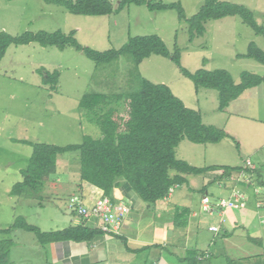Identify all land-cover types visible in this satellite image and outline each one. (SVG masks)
Instances as JSON below:
<instances>
[{
	"label": "rangeland",
	"instance_id": "rangeland-1",
	"mask_svg": "<svg viewBox=\"0 0 264 264\" xmlns=\"http://www.w3.org/2000/svg\"><path fill=\"white\" fill-rule=\"evenodd\" d=\"M109 1L113 8L111 14L82 16L72 15L63 7L42 0H0V31L11 36L23 32L61 31L68 34L74 31L79 45L100 52L119 49L128 37L157 35L169 53L175 47L179 49L180 65L190 73L201 68L209 71L222 69L235 83L239 82L242 72L264 76V65L240 57L246 53L250 43L264 51V38L256 36L237 17L207 21L203 36L189 41L187 24L178 19L175 10L149 11L146 5L127 4L117 11L121 0ZM156 1L179 3L187 19L198 11L202 3V0ZM220 1L244 5L253 12L256 23L264 26V0ZM131 68L128 56L110 64L97 65L70 47L60 51L55 47L30 43L7 48L0 61V230L10 228L17 217H23L27 224L41 231L63 229L62 222L70 217L66 210L69 209V199L60 195L65 189L58 186V182H69L68 177L76 178L78 154L65 153L58 157L57 171L50 176L42 191V208L35 199L10 195L13 185L21 180L20 171L28 165L32 152L29 144L66 146L80 144L84 136L99 138V128L89 121L88 112L78 109V102L87 93L112 94L137 88L129 73ZM37 70L50 74L57 72L56 87L53 89L42 84V73ZM138 71L149 82L167 86L185 107L199 112L204 125L224 130L238 146L236 149L230 139L204 145L183 140L175 148L177 159L194 167L211 164L247 166L248 160L251 165L247 167L255 166L258 180L262 182L258 184L244 173L232 176L237 184L234 190L241 191L249 199L246 211L235 212L238 216L247 214L249 224L245 226L248 232H236L230 242H237L240 249H231L226 254L221 232L202 231L198 249L213 255L210 262L206 260L209 257L207 253H200L206 257L202 264H225L244 253L264 263V224L259 220L264 211L254 213L257 211L253 196V190L258 189V197L264 200V83L244 91L224 112H219L217 92L196 89L169 59L151 55L142 60ZM211 173L191 175L190 186L176 187L174 198L175 195L186 194V200L192 197L196 201L194 206L198 207L203 183L207 190L213 191L210 187L216 177ZM58 177L63 180H56ZM236 235L244 238L236 240L239 238ZM7 239L14 244L12 260L17 256H27L31 263H40L41 255L31 247L36 246L32 233L19 229L0 233V240Z\"/></svg>",
	"mask_w": 264,
	"mask_h": 264
},
{
	"label": "trees",
	"instance_id": "trees-1",
	"mask_svg": "<svg viewBox=\"0 0 264 264\" xmlns=\"http://www.w3.org/2000/svg\"><path fill=\"white\" fill-rule=\"evenodd\" d=\"M47 4L63 7L72 15L106 16L113 12L109 0H42ZM127 4L146 5L149 11L175 10L179 20L187 24L188 40L203 36L204 24L210 20L225 17H237L242 24L249 27L256 36L264 38V26L258 25L251 10L242 4L220 1L202 0L198 11L186 18L179 3H163L156 0H121L117 11ZM36 43L41 47H55L62 51L67 47L83 54L97 65L116 62L122 56H128L132 63L131 78L137 88L128 92L112 94L87 93L78 102V109L88 112V119L100 130L101 136L93 139L84 136L80 144L56 146L44 143L29 144L32 148L28 165L20 171L21 180L14 184L10 195L21 196L39 201L44 199L42 191L50 176L56 172L58 157L65 153H77L79 160V181L102 191L100 198L106 197L115 204L113 192L121 184L126 183L133 192L149 208L164 200L170 190L187 184L184 175H202L207 172L220 171L213 182L229 180L232 175L244 173L253 181L258 180V170L247 166H204L194 167L186 161L177 159L175 148L186 140L193 144H218L230 139L238 148L233 137L215 126L204 125L198 111L184 106L182 101L173 95L171 90L162 84H153L141 77L138 65L151 55L169 59L180 73L191 80L195 88L214 90L218 94L219 112H224L229 104L244 91L264 83V76L242 72L239 82L235 83L230 74L222 69H199L190 73L180 65V51L174 48L169 53L163 41L157 35L128 37L117 50L96 51L82 47L74 38V31L64 34L55 32H23L11 36L0 31V61L11 45L21 46ZM243 58L251 59L264 65V51L250 43ZM42 73V84L55 88L58 73ZM17 143H27L16 141ZM28 144V143H27ZM174 172V174H172ZM212 182V183H213ZM205 187L200 191L203 193ZM264 195V191L263 194ZM255 201L262 197L254 194ZM254 201V203H255ZM248 206V205H247ZM173 222L176 227L186 225L188 209L175 207ZM19 229L32 233L40 245L52 242L73 241L86 242L99 233L82 226H70L62 230L43 232L17 217L10 228L0 230L8 233ZM105 234V233H104ZM12 246L11 240L0 241V264H10L8 254ZM188 264H202L194 252L189 253Z\"/></svg>",
	"mask_w": 264,
	"mask_h": 264
},
{
	"label": "crops",
	"instance_id": "crops-1",
	"mask_svg": "<svg viewBox=\"0 0 264 264\" xmlns=\"http://www.w3.org/2000/svg\"><path fill=\"white\" fill-rule=\"evenodd\" d=\"M211 165L223 166L221 164ZM212 173L215 177L220 175V171ZM190 176L184 175L187 184L182 186H190ZM232 176L227 181H212V187L210 188L213 191L205 188L204 192L201 193L198 207L194 206L196 201L192 197H190L189 201L186 200L188 197L186 194L175 195L174 198L175 187L172 188L171 193L164 200L157 202L153 208H149L128 184L123 183L113 192L114 202L121 203L127 208V212L116 233H99L86 242L61 241L40 245L35 240L36 246L32 245L31 247L38 250L37 252L41 255L40 263H31L27 260V256H17L18 258L16 257L12 260V250L14 249V244H12L8 254V261L10 264H188L189 253L194 252L197 260L202 262L206 257L203 258L202 256L205 254L200 255V253H207L206 255H209V257L206 260L211 262L213 255L210 252L198 249L202 241V231L212 233L209 228L219 226L218 233L221 232L220 237H222L224 244L223 252L226 254L231 249H240V245L237 242H230L234 238V234L236 232H248V228L245 226V224H249L246 219L248 217L247 214L241 216L235 214V212L246 211V209L225 211L222 215L224 222L220 221L221 214L219 212L208 215L203 214L201 211V199L203 196H208L211 202L214 203L220 198H226L223 196L230 194L229 192L235 189L237 184L233 181ZM56 180L60 181L63 178L58 177ZM68 180L69 182H58V186L65 189L60 195H64L66 199L78 196L82 205L89 208L102 196V191L99 189L80 182L79 173L76 174L75 179L68 177ZM204 187L203 183L200 189L202 190ZM60 195L56 194L55 196L59 197ZM182 198L185 199L182 201ZM46 200L49 199L46 198ZM40 207L43 208V205H40ZM175 207L188 209L184 227H176L174 225L173 212ZM66 210L69 211L70 217L62 222L63 229L70 226H84L99 231L100 222L97 218L93 216L83 217L75 211ZM254 213L258 212L254 211ZM259 218L260 222H262V217L259 216ZM55 228L60 229L59 227ZM236 237H239L236 240L244 238L243 235H236ZM219 254L222 256L221 253ZM252 257L253 255L244 253L243 256L235 257L233 261L227 260L225 264H264L258 260H253Z\"/></svg>",
	"mask_w": 264,
	"mask_h": 264
},
{
	"label": "built area",
	"instance_id": "built-area-1",
	"mask_svg": "<svg viewBox=\"0 0 264 264\" xmlns=\"http://www.w3.org/2000/svg\"><path fill=\"white\" fill-rule=\"evenodd\" d=\"M246 165H251L247 160ZM252 166L251 169H254ZM172 189L169 191L171 193ZM260 192L258 189H254V194L258 195ZM249 199L247 196L238 190H232L230 195L226 198H220L214 203L211 202L208 196H203L201 199V211L205 214L211 215L214 212H219L220 221L223 220V213L227 210L240 211L247 208ZM254 206L256 211H264V203L259 199L255 201ZM69 209L77 212L83 217L93 216L100 222L99 228L105 234L116 233L119 228L127 208L121 203H111L106 197L98 199L92 207H84L81 199L78 196H73L69 199ZM262 222L264 223V216H262ZM210 231L216 233L219 231V226L209 228Z\"/></svg>",
	"mask_w": 264,
	"mask_h": 264
}]
</instances>
